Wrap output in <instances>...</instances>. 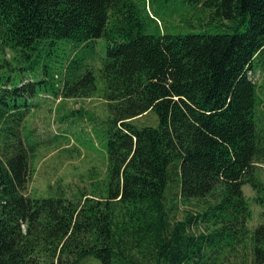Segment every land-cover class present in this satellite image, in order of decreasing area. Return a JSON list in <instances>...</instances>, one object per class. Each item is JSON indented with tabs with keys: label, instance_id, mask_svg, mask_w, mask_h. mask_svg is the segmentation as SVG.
Here are the masks:
<instances>
[{
	"label": "trees",
	"instance_id": "1",
	"mask_svg": "<svg viewBox=\"0 0 264 264\" xmlns=\"http://www.w3.org/2000/svg\"><path fill=\"white\" fill-rule=\"evenodd\" d=\"M159 2L178 23L146 11ZM6 50L19 78L0 87V264H264V212L249 229L241 191L264 164V90L246 77L264 69V0H0ZM98 83L102 177L78 199L30 196V101ZM148 113L153 126L131 123Z\"/></svg>",
	"mask_w": 264,
	"mask_h": 264
},
{
	"label": "rangeland",
	"instance_id": "2",
	"mask_svg": "<svg viewBox=\"0 0 264 264\" xmlns=\"http://www.w3.org/2000/svg\"><path fill=\"white\" fill-rule=\"evenodd\" d=\"M162 10V25L178 23L177 16L168 15L170 5L159 2L157 5L151 4L146 11L154 15L156 10ZM179 27L172 30L178 31ZM216 31V30H211ZM64 46L68 44L66 40ZM101 39L93 43L94 54L91 56V63L97 62L99 53L102 55ZM77 50V48H74ZM12 52L6 50L5 60H9ZM57 54L55 60L60 59ZM40 61H48L49 57L44 55L43 50H39ZM41 63V62H40ZM14 63L11 64L13 66ZM98 66V64H97ZM95 71V77H98ZM13 72H8L7 68L0 67V87H14L18 78H12ZM11 78L9 83L4 81ZM250 81L258 91L264 90V69L247 73ZM14 83V85H12ZM8 85V86H6ZM102 85L98 83L95 93L88 98L77 97L63 99L53 97L48 93H42L30 101L31 107L24 120V127L31 132L30 139L35 141L37 148L34 158L30 164L32 169L31 180L27 184L28 193L34 197H46L54 195L53 190L57 186L66 191L67 197L78 199L77 191L88 194L90 183L98 181L104 172L103 150L105 144V128L109 116V111L101 96ZM32 100V99H31ZM259 112L264 115V101L259 108ZM264 125V116L262 119ZM138 126H153L154 119L150 113L131 122ZM95 174V175H94ZM257 188L251 189L247 185L241 187L242 194L248 204L250 219L248 228L254 229L262 221L264 212V164L258 165L255 170ZM52 189H50L49 187ZM246 251L242 252L241 259L247 263ZM81 264H98L94 259H86Z\"/></svg>",
	"mask_w": 264,
	"mask_h": 264
}]
</instances>
